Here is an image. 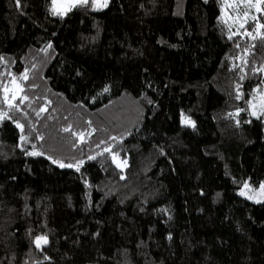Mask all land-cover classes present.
<instances>
[{"label":"trees","instance_id":"obj_1","mask_svg":"<svg viewBox=\"0 0 264 264\" xmlns=\"http://www.w3.org/2000/svg\"><path fill=\"white\" fill-rule=\"evenodd\" d=\"M52 7L0 0V264H264V3Z\"/></svg>","mask_w":264,"mask_h":264},{"label":"rangeland","instance_id":"obj_2","mask_svg":"<svg viewBox=\"0 0 264 264\" xmlns=\"http://www.w3.org/2000/svg\"><path fill=\"white\" fill-rule=\"evenodd\" d=\"M109 1L110 0H108V3H109ZM221 1H222V11H223L222 12V19L229 25V27L234 32H238V31L241 30L239 25L245 19V17H244V12L245 11L248 12V17H247L248 20H253L252 17H255L256 18L255 20H257V14L259 13V11H257V7L256 6L249 7L247 4H241L239 2V0H221ZM89 2L91 3L93 9H103V8H105V7H100V8L96 7L92 3V0H89ZM101 2H102V0H101ZM66 3H67V0H60V6L61 7L66 6ZM108 3H107V5H108ZM253 5H255V0H253ZM260 9H261V5H260ZM257 26H258V24H257ZM16 85H19V87H20V89L22 91L21 84L18 81H16V80H15V84H13V80L10 81V83H9V85L7 87L9 89V91L7 93V97L11 98V100H13V90L15 89ZM21 91H19V93L16 95V97L17 96H21ZM256 92H257V97L252 103V108H253V111L257 112V115H258V112L260 111V109L262 107V103H264V101H263L264 94L260 92V88H257L254 93H256ZM253 106H255V107H253ZM181 118H182V123L188 124V125H191V126L193 125V122H191L189 120H185L186 116L182 115ZM114 156H113V159H114ZM114 161L117 164H119V166H124L125 165L124 162H121L119 160V158L116 157V156H115ZM245 183H247L248 186H249L247 189L244 188ZM261 184H264V182H261L257 186H253V185H251V184H249L248 182L245 181V182H243L240 185V187L237 190V193H238L239 196H241V197H243V198H245V199H247V200H249L251 202H256V203L257 202H264V193H262L261 190H260ZM242 190H244V192H245L244 195L240 194ZM249 197H251V198H249ZM40 236H43V235H39L37 237H40ZM36 238H35V241H36ZM43 245H44V243H42L40 247H42Z\"/></svg>","mask_w":264,"mask_h":264},{"label":"snow or ice","instance_id":"obj_3","mask_svg":"<svg viewBox=\"0 0 264 264\" xmlns=\"http://www.w3.org/2000/svg\"><path fill=\"white\" fill-rule=\"evenodd\" d=\"M88 2H89V0H67L66 6L61 7L60 6V0H52V5H53L52 12H53V14L63 15L65 12L71 10L72 7H76V6L82 5V4H87ZM239 2L241 4H247L249 7L256 6L257 7V11H260L261 10L260 9V5L262 3H264V0H255V5H253V0H239ZM92 3L98 8L106 7L107 3H108V0H102V2H101V0H92ZM244 17H245L244 21L242 23H240V25H239V27L241 29H244L245 25L248 23V19H247L248 12L247 11L244 12ZM252 19L255 20L256 18L252 17ZM257 28L258 29H264V24H258ZM245 34L249 35V36H252L251 32H246ZM257 34L260 35V37L262 39H264V33H259L258 32ZM233 35H236V33H233ZM229 38L231 39V37H229ZM253 38H255V37H253ZM0 59H2V58H0ZM259 70H264V68L259 69ZM21 78L22 79H27L28 78L26 72L21 74ZM241 79H243V77H241ZM15 80H16V78L13 77V84H15ZM105 90H107V89H105ZM4 91H5V102L9 103V107H14V105H12L8 101L7 93L9 91V89L7 88V86H5ZM19 91H21V89H20L19 85H16L15 89L13 90V99L16 98V95L19 93ZM24 99H27V98L26 97L21 98L20 103H23ZM237 99H240L239 95L237 96ZM253 107H255V106H253ZM261 110L264 111V108H262ZM41 111H43V109H41ZM240 111H243V109H241ZM5 115H7V114L6 113L0 114V118H3ZM252 115H254V116L257 115V112L253 111ZM17 126L18 127H22V125H19V124ZM64 130L68 131V129H64ZM81 135L83 136V134H81ZM22 139H24V138L22 137ZM105 150L107 151L108 149H105ZM34 154H38V153H34ZM93 158L94 157H89V159H93ZM114 159H115V156H114ZM64 166L65 165L61 164V167H64ZM67 166L71 167V165H67ZM248 187H249L248 184L245 183L244 188L247 189ZM260 190H261L262 193H264V184H261ZM240 194L244 195L245 194L244 190H242ZM249 198H251V197H249ZM35 242H36V246L40 247L42 243H44V244L47 243V237L46 236L37 237Z\"/></svg>","mask_w":264,"mask_h":264}]
</instances>
